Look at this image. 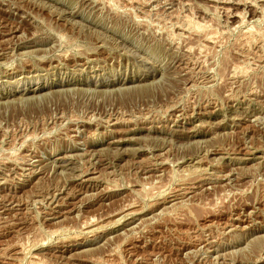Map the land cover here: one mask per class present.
Segmentation results:
<instances>
[{"label": "rangeland", "instance_id": "obj_1", "mask_svg": "<svg viewBox=\"0 0 264 264\" xmlns=\"http://www.w3.org/2000/svg\"><path fill=\"white\" fill-rule=\"evenodd\" d=\"M0 52V264H264V0H0Z\"/></svg>", "mask_w": 264, "mask_h": 264}, {"label": "bare ground", "instance_id": "obj_2", "mask_svg": "<svg viewBox=\"0 0 264 264\" xmlns=\"http://www.w3.org/2000/svg\"><path fill=\"white\" fill-rule=\"evenodd\" d=\"M129 1V0H128ZM132 1H135V0H130V2H132ZM226 12V11H225ZM240 15V14H239ZM183 16V15H182ZM241 23V22H240ZM178 25V24H177ZM209 25V24H208ZM178 27V26H177ZM180 28H181V32H183L181 35H180V37L181 36H183V34L185 35L186 33H190V31L191 32H195V30H196V32L195 33H200V39H198L199 41H197L198 42V44L196 45V47H198V49H199V47L200 46H206L205 44H208V42L210 43L212 40V38L211 37H213V36H211L210 35V33L208 34V33H206L207 31L205 30V26H203V25H199V24H192L191 22H189V20H183V22H180ZM200 31V32H199ZM191 34V33H190ZM173 36V35H172ZM189 36V35H188ZM184 37H186V36H184ZM214 38V37H213ZM245 38V37H244ZM189 39V38H188ZM197 39V38H196ZM248 39V38H247ZM174 40V39H173ZM211 40V41H210ZM187 42V41H186ZM194 42V41H193ZM247 42V41H246ZM196 43V42H195ZM190 44V43H189ZM187 45V44H186ZM191 45V44H190ZM192 45H193V43H192ZM186 47V46H185ZM184 47V48H185ZM195 47V46H194ZM73 48V47H72ZM191 48H193V46L191 47ZM242 48V47H241ZM189 49V48H188ZM187 49V50H188ZM195 49V48H194ZM185 50V49H184ZM189 51V50H188ZM188 51H186V52H188ZM200 51V50H199ZM1 53V52H0ZM64 53V52H63ZM1 55V54H0ZM78 58V57H77ZM21 66V65H20ZM239 67V66H238ZM18 68V67H17ZM21 69H22V67H21ZM14 70V69H13ZM14 72V71H13ZM40 87V86H39ZM35 99V98H34ZM22 105V104H21ZM27 165V164H26ZM28 166V165H27ZM31 166V165H30Z\"/></svg>", "mask_w": 264, "mask_h": 264}]
</instances>
